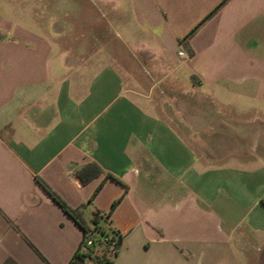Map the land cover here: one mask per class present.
<instances>
[{
	"label": "crops",
	"instance_id": "1",
	"mask_svg": "<svg viewBox=\"0 0 264 264\" xmlns=\"http://www.w3.org/2000/svg\"><path fill=\"white\" fill-rule=\"evenodd\" d=\"M92 1L121 48L65 55L49 71L41 36L18 26L21 39L0 38V264H47L9 218L52 264L80 244L82 228L36 175L72 207L86 203L87 219L124 195L110 218L122 232L113 264H244L239 229L264 246V0H228L184 42L222 0ZM169 76L204 93L185 118L126 88ZM89 161L104 172L78 187ZM105 172L127 192L109 178L89 202Z\"/></svg>",
	"mask_w": 264,
	"mask_h": 264
},
{
	"label": "rangeland",
	"instance_id": "2",
	"mask_svg": "<svg viewBox=\"0 0 264 264\" xmlns=\"http://www.w3.org/2000/svg\"><path fill=\"white\" fill-rule=\"evenodd\" d=\"M0 17L5 22L0 26V38L18 41L21 37L15 30L21 26L41 36L51 45L48 59L49 71L55 68L52 65H56L55 63H59L66 57L81 63L100 50L106 54L112 46L117 48L122 46L116 38H113L119 28L107 18L102 17L98 5L93 1L0 0ZM27 41L35 42L32 39ZM59 47L67 51L64 53L59 50ZM76 64L72 68L77 70L80 65ZM143 74L153 81L150 74L146 72ZM169 77L172 81L162 80V83L158 82L154 88H148L141 82H131L128 79L126 88L142 98L148 95V98L166 102L168 106H173L178 111L181 118H185L186 104L190 97L203 99L204 93L200 89H193L191 83L185 79ZM234 240L239 250L244 251L242 255L244 264H264V246L259 248L260 245L256 244L248 231L239 229Z\"/></svg>",
	"mask_w": 264,
	"mask_h": 264
},
{
	"label": "trees",
	"instance_id": "3",
	"mask_svg": "<svg viewBox=\"0 0 264 264\" xmlns=\"http://www.w3.org/2000/svg\"><path fill=\"white\" fill-rule=\"evenodd\" d=\"M228 0H222L219 2L213 9H211L204 18H202L196 25H194L190 31L182 37V42L190 39L192 35H195L200 27L211 17H213L219 9L226 3ZM104 172L102 166L97 162H87L79 169L74 172V181L75 185L82 187L89 181L100 176ZM39 184L48 192V194L56 201V203L67 213H69L72 219L82 228L83 234L80 241V244L75 250L72 258H70L67 264H113L112 257L117 253L122 242V232L120 229L115 227L111 221V215L118 202L121 201L124 195L119 196L115 201L112 202L111 208L108 212L95 208L90 219H87L85 216L84 208L86 203H82L77 207H72L66 199L60 195L56 189L51 186L45 179L36 175ZM113 178L121 182L125 188V192L128 190V185L123 182L120 178L116 177L111 173L105 172L104 179L100 184L95 188L92 196L90 197L89 202L94 200L98 191L101 189L102 184ZM12 225H14L21 233V235L35 248L38 254L46 261L47 264H52L49 260L38 250V247L25 235L22 233L20 226L9 218ZM92 234L101 237L102 235L109 237V242L99 240L96 245L89 246L87 244V239H89ZM100 239V238H99ZM113 245V246H112ZM8 259L7 261H9ZM6 261V263H7Z\"/></svg>",
	"mask_w": 264,
	"mask_h": 264
},
{
	"label": "built area",
	"instance_id": "4",
	"mask_svg": "<svg viewBox=\"0 0 264 264\" xmlns=\"http://www.w3.org/2000/svg\"><path fill=\"white\" fill-rule=\"evenodd\" d=\"M178 54L181 57H184V58L188 57L187 51L185 50V48H184V46L182 44H181L180 50L178 51ZM99 240H103L105 242H109V237L105 236V235H102L101 237H99V236H96V235L92 234V236H90L89 239H87V244L89 246H92V245L94 246V245H96L98 243Z\"/></svg>",
	"mask_w": 264,
	"mask_h": 264
}]
</instances>
